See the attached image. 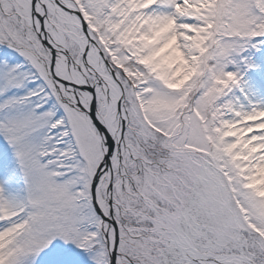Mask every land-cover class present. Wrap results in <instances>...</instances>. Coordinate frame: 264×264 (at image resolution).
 I'll return each mask as SVG.
<instances>
[{
    "label": "snow or ice",
    "instance_id": "1",
    "mask_svg": "<svg viewBox=\"0 0 264 264\" xmlns=\"http://www.w3.org/2000/svg\"><path fill=\"white\" fill-rule=\"evenodd\" d=\"M0 264H264V0H0Z\"/></svg>",
    "mask_w": 264,
    "mask_h": 264
}]
</instances>
